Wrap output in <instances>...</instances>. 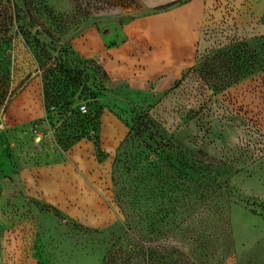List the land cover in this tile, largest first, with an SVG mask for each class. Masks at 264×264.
<instances>
[{
  "label": "rangeland",
  "instance_id": "obj_1",
  "mask_svg": "<svg viewBox=\"0 0 264 264\" xmlns=\"http://www.w3.org/2000/svg\"><path fill=\"white\" fill-rule=\"evenodd\" d=\"M211 2L218 15L195 66L156 96L111 81L73 44L93 28L91 46H121L120 22L151 13L140 0H0V27L10 30L0 38L10 61L0 105V228L23 216L19 205L4 218L11 205L3 185L19 180L26 149L50 133L86 163L94 228L34 205L46 215L49 264H264V0ZM4 6L15 22L4 21ZM32 80L46 115L18 125L11 99ZM47 155L63 160L59 151Z\"/></svg>",
  "mask_w": 264,
  "mask_h": 264
},
{
  "label": "crops",
  "instance_id": "obj_2",
  "mask_svg": "<svg viewBox=\"0 0 264 264\" xmlns=\"http://www.w3.org/2000/svg\"><path fill=\"white\" fill-rule=\"evenodd\" d=\"M140 1L151 13L128 23L120 22L127 37L121 46H91L88 32L92 31L99 40L93 28L73 44L80 58L95 60L111 81L157 96L181 81L185 71L195 66L198 48H204L203 37L212 22L210 18L218 12L212 10L211 0ZM42 99L39 82L32 80L11 99L9 111L13 112L9 115L18 125L42 120L46 115ZM102 116L106 117L103 113ZM53 141L50 133L40 136L36 149H26L24 153L19 180L3 185L4 190L10 189L6 198L11 205L4 218L15 217L12 209L19 205L23 216L18 223L0 228V264H49L40 221L46 215L40 211L37 214L36 204L55 208L67 220L94 228L88 219L91 188L80 170V166L86 168V163L82 157L78 158L79 163L74 161V149L62 152ZM47 151L61 152L63 160L51 162ZM101 222L100 227L104 224Z\"/></svg>",
  "mask_w": 264,
  "mask_h": 264
},
{
  "label": "trees",
  "instance_id": "obj_3",
  "mask_svg": "<svg viewBox=\"0 0 264 264\" xmlns=\"http://www.w3.org/2000/svg\"><path fill=\"white\" fill-rule=\"evenodd\" d=\"M3 9H4V11L2 13V17H3L4 21L13 20V22H15L14 17H13V12L10 10V8L7 6H4ZM9 31H10L9 27L8 26L6 27V25L0 27V38H2L1 41L4 40V37L7 36L8 33H10ZM23 35H26V33H23ZM26 44L28 45V42H26ZM34 46L38 47V43L35 42ZM2 53H3V51L0 48V88L2 90L0 93V105H2L4 102H6L7 90L5 88H6V86H8L9 81H10V76H9L10 61H8V59ZM47 96L48 95L44 91V99H46Z\"/></svg>",
  "mask_w": 264,
  "mask_h": 264
},
{
  "label": "built area",
  "instance_id": "obj_4",
  "mask_svg": "<svg viewBox=\"0 0 264 264\" xmlns=\"http://www.w3.org/2000/svg\"><path fill=\"white\" fill-rule=\"evenodd\" d=\"M85 109V107L84 106H81V110L83 111Z\"/></svg>",
  "mask_w": 264,
  "mask_h": 264
}]
</instances>
